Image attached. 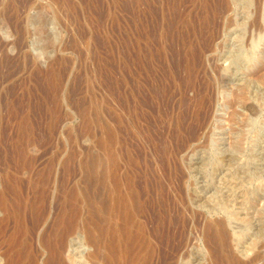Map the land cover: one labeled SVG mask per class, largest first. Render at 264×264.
Returning a JSON list of instances; mask_svg holds the SVG:
<instances>
[{
    "label": "rangeland",
    "instance_id": "rangeland-1",
    "mask_svg": "<svg viewBox=\"0 0 264 264\" xmlns=\"http://www.w3.org/2000/svg\"><path fill=\"white\" fill-rule=\"evenodd\" d=\"M258 2L0 0V194L28 203V224L75 221V264H123L89 240L109 225L96 212L106 169L100 195L114 176L139 185L144 208L125 245L137 237L145 256L152 245L142 264H264V23L258 65L245 70L251 19L245 31L238 17ZM245 84L247 99L230 106L226 94ZM2 214L0 225L17 224Z\"/></svg>",
    "mask_w": 264,
    "mask_h": 264
},
{
    "label": "bare ground",
    "instance_id": "bare-ground-1",
    "mask_svg": "<svg viewBox=\"0 0 264 264\" xmlns=\"http://www.w3.org/2000/svg\"><path fill=\"white\" fill-rule=\"evenodd\" d=\"M258 1V6L256 7L253 15H251L250 12L248 13V15L247 13L243 14L242 16L238 15L240 19L239 24L244 26L245 31L248 27V19H251V22L249 24L251 42L253 44L252 48L254 50L252 57L249 56L250 58L248 57L247 61H245V70L255 69L260 60V54L257 53L259 45L255 40V36H258L259 38L261 37V24L264 23V21L262 20L263 16L259 15L260 10L258 8L260 7L262 0ZM12 24L18 34H28L25 28H23L22 30L19 27L18 20H14ZM245 35L246 32L244 33L243 38L245 37ZM242 50L244 49L242 48ZM232 53L234 52L232 51ZM239 81L243 82L244 78L239 79ZM247 84L241 85L239 93H232L230 91L228 92V94H226V97L228 99L233 97L234 101L229 104L230 106H233L234 104H236V102H242L247 99ZM199 92H201V90ZM223 93L224 91L222 92L221 90H218L217 96H220V94L223 95ZM219 99L217 98L215 100V103L212 99V103L217 104ZM21 129L24 132H28L30 130V124L28 120H25V118L24 121L21 122ZM111 140L112 136H110V141ZM28 144L32 145L33 142H29ZM111 162H113L112 166L115 168V160L112 159ZM106 176V169H104L99 176V195L97 196L98 207L96 212L98 214V217L100 218V222L102 224L108 223L109 225L102 226L98 230L99 235L97 237L91 236L89 240L90 242L97 243L98 246H100L102 242L110 243V249H108L106 255H103L104 258H106V260L108 261L118 258L121 260L127 259L128 262L123 264H142L143 258H146V256V259H148V257H152L153 252L155 251L152 245H150L149 242L146 243V256L141 252V250L136 254L133 252V247L139 240L137 237L135 238V240L134 237H132L131 245H125V243L128 242V238H130V236L132 235L131 230H133L136 226L137 217L140 215L144 208V203L142 202L139 192V185L133 180H129L127 183H123L118 177L114 176V186L110 190L108 195H104V193L100 195L102 193H100V190H103V188L106 186ZM123 185H126V187H123ZM124 188L125 190H127L126 192L123 191ZM70 195L72 196V194ZM9 201L10 200H8L5 193L0 194V215L3 216L2 213L4 212V217L6 220L14 219L17 222V224L10 229L9 224L0 225V236L3 237L4 244L6 245L3 253L0 254V264H75L78 258L82 259V255H77V257H75L71 251V248L74 242H77L78 245H83L84 238L79 233L78 224L75 221H67V215L64 212L61 213V215L58 217V220L54 222V224L52 223L50 225H47V221L44 220V214L34 215L33 222L31 224H28L25 221V212L29 207L28 203L21 202V204L13 206L10 203L11 201ZM123 225L126 227H123ZM218 225V230L216 233H214L213 237L218 241L219 248H223L226 241V235L223 230L224 221L220 220L218 222ZM137 228L139 230V226ZM226 258L228 260H231V257L229 256H226Z\"/></svg>",
    "mask_w": 264,
    "mask_h": 264
}]
</instances>
